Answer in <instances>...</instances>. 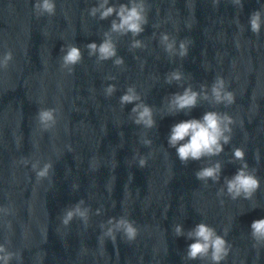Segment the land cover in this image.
Returning a JSON list of instances; mask_svg holds the SVG:
<instances>
[{"label": "water", "instance_id": "95a60500", "mask_svg": "<svg viewBox=\"0 0 264 264\" xmlns=\"http://www.w3.org/2000/svg\"><path fill=\"white\" fill-rule=\"evenodd\" d=\"M35 3L0 0V58L7 51L13 57L0 68V244L20 257L10 264H211L186 258L192 242L187 232L201 221L231 245L220 264H264V244L254 246L250 235L252 221L264 218V23L258 35L249 25L250 14L264 10V0H242V8L233 0H145L144 31L136 37L112 34L124 59L120 66L115 58L97 62L85 47L100 43L116 18L91 16L98 0H55L51 16H37ZM120 3L128 0H109ZM162 33L175 38L177 49L182 39L191 41L188 55H170ZM134 39L144 46L132 49ZM71 44L81 48L83 59L69 73L60 57ZM173 70L182 79L168 84L165 76ZM216 76L233 92L231 105L211 102ZM109 84L116 91L106 96ZM202 84L209 100L167 115L170 94L188 86L200 91ZM130 85L153 106L155 127L136 125L134 105L120 104ZM41 109L55 110L49 129L37 119ZM209 110L232 116L231 140L218 156L184 165L168 146L171 127ZM236 147L244 149L260 180L250 200L217 195L224 177L241 166L233 160ZM140 156L146 158L143 168ZM216 161L220 181L196 179V170ZM36 162L38 169L52 162L48 177L37 180ZM81 199V207L90 208L88 223L74 218L64 225V210ZM121 216L134 223L136 238L127 241L117 232L115 241L99 240L111 227L108 219ZM177 223L185 235L175 236Z\"/></svg>", "mask_w": 264, "mask_h": 264}, {"label": "clouds", "instance_id": "9594fccd", "mask_svg": "<svg viewBox=\"0 0 264 264\" xmlns=\"http://www.w3.org/2000/svg\"><path fill=\"white\" fill-rule=\"evenodd\" d=\"M215 5L219 4V0H213ZM233 3L240 8L243 7L242 0H233ZM34 9L37 16L48 14L54 15L56 11L55 0H36ZM147 5L145 0H128V3H120L118 6L109 4V0H98V3L89 9V14L100 20H105L111 16L110 28L103 33V39L100 43L92 41L87 43L85 47L88 50L89 57L96 56L97 62H102L115 58L113 63L116 66L124 64V59L117 55V47L112 34L127 35L131 33L133 37L138 36L144 31V25L147 24ZM262 16L264 10L259 9L253 11L249 16L250 30L254 34H259L261 30ZM237 23L239 19L237 18ZM161 44L170 55L179 54L180 57L188 55V45L191 41L182 39L179 42V49L176 48V40L167 33H162L160 37ZM141 40L134 39L130 45L132 49L143 47ZM61 51L63 55L61 59V68H66L69 73L74 71V66L79 64L83 59L81 48L75 44H71L66 48L63 46ZM12 52L7 51L0 58V68H7L12 60ZM183 73L179 70H173L166 74L165 82L171 84L173 81H180ZM115 79V77H108ZM207 85H201L200 91L193 90L191 86L185 87L182 92H175L167 97V115H175L180 112H190L198 104L199 99L209 100V94L205 91ZM105 95L111 96L116 91L115 84H109L105 88ZM235 96L232 91L227 90L226 82L222 76H216L211 85V102L226 106L234 103ZM120 104H133L131 115L136 125H142L146 129L156 126L154 118L153 106L141 99L140 94L136 91L135 86H128L126 91L120 96ZM54 109H41L37 112L39 123L49 129L54 126L56 120ZM134 114V116H133ZM234 119L227 112L206 111L199 119L191 118L181 120L172 125L167 138L168 146L175 148L176 155L180 162L187 165L190 160L199 161L203 158H211L218 156L223 150L224 145L231 140L232 127ZM145 145H151L150 139H143ZM233 160L240 161L241 166L231 177H224L223 186L217 192L218 196L227 194L231 199L243 197L244 199H252L256 191L260 187V180L255 174V169H250L245 160V151L241 147L233 149ZM29 161L24 160L27 164ZM139 167L146 165V158L140 156L138 161ZM52 162L45 163L43 168L38 169V162L32 164V169L36 172L37 180L49 176L52 169ZM222 167L219 161L214 164L203 166L195 171V177L199 181L207 182L212 180L218 182L221 179ZM223 203V201H221ZM84 200L81 199L72 207H67L61 215V221L64 225H68L74 218L81 219L85 224L89 220L90 208H83ZM111 227L104 231L99 240L110 238L112 241L116 239V233L121 232L127 241H132L138 234V229L134 223L124 216L118 220L110 217L107 221ZM104 225H101L103 228ZM175 236L185 235L183 225L177 223L174 225ZM228 229L224 230L225 235ZM250 235L255 241L254 246L258 247L264 244V218L255 219L250 225ZM187 238L192 242L187 246L186 258L189 260L211 261V264H220L225 260L230 251L231 245L225 239L224 235L217 234L216 229L201 221L192 229L188 230ZM19 254L9 251L5 244H0V264H10L13 257Z\"/></svg>", "mask_w": 264, "mask_h": 264}]
</instances>
